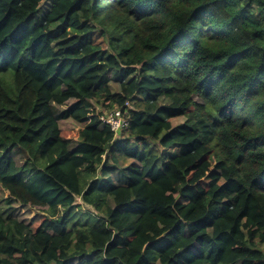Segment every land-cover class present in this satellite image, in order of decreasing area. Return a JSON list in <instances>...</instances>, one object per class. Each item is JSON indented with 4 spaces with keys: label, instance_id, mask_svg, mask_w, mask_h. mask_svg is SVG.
Listing matches in <instances>:
<instances>
[{
    "label": "trees",
    "instance_id": "trees-1",
    "mask_svg": "<svg viewBox=\"0 0 264 264\" xmlns=\"http://www.w3.org/2000/svg\"><path fill=\"white\" fill-rule=\"evenodd\" d=\"M42 1L0 0V264H264V0Z\"/></svg>",
    "mask_w": 264,
    "mask_h": 264
},
{
    "label": "rangeland",
    "instance_id": "rangeland-1",
    "mask_svg": "<svg viewBox=\"0 0 264 264\" xmlns=\"http://www.w3.org/2000/svg\"><path fill=\"white\" fill-rule=\"evenodd\" d=\"M50 8V3L48 0H43L40 5V14L41 16L44 15V13ZM119 76L115 71L111 74L112 81H111V88L113 92H119L120 91V80ZM137 99H142L143 96L138 94L136 96ZM55 105L56 113L57 115H61L63 109L65 108L64 105ZM96 112H105L106 109H104L99 104H96L94 102V107ZM184 121V117H180L177 120L173 122L174 125L181 123ZM60 125L63 131V136L68 138L70 140L71 145H75L76 140L78 139V130L81 128L82 124L79 122L74 121L73 119H60ZM171 152H174L175 149L171 148ZM12 155L15 158L16 162L18 164H22L25 159V154L20 149H14L12 151ZM8 196V192L0 186V212L2 211L3 214H7L8 205H6V198ZM180 199V198H179ZM182 200V199H181ZM81 200L78 199L77 202H80ZM11 205L15 208V215L23 222L28 224L31 228L35 229L40 224L42 218L46 215L43 208L31 206L29 204H21L17 201H13ZM87 207L86 205H84ZM84 209V208H83Z\"/></svg>",
    "mask_w": 264,
    "mask_h": 264
},
{
    "label": "built area",
    "instance_id": "built-area-1",
    "mask_svg": "<svg viewBox=\"0 0 264 264\" xmlns=\"http://www.w3.org/2000/svg\"><path fill=\"white\" fill-rule=\"evenodd\" d=\"M124 107L128 109L130 104L126 102ZM126 113L127 111L122 108L106 110L100 115V120L103 124L109 125L118 136L128 125Z\"/></svg>",
    "mask_w": 264,
    "mask_h": 264
}]
</instances>
